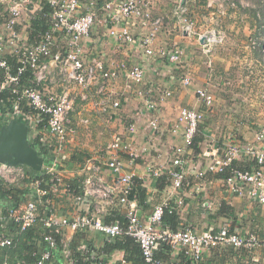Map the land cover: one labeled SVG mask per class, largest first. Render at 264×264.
<instances>
[{"label": "built area", "instance_id": "2783aa9c", "mask_svg": "<svg viewBox=\"0 0 264 264\" xmlns=\"http://www.w3.org/2000/svg\"><path fill=\"white\" fill-rule=\"evenodd\" d=\"M160 0H0V71L4 77L0 79V94L11 89L17 95L18 101L24 99L39 116L47 120L46 133H41L33 124L34 116L31 113L18 114V103L13 106L12 117L20 118L30 127V141L40 135V143H49L54 147L52 152L62 153L71 143L70 119L75 109V100L80 97L88 101L90 89L97 87L98 101L94 106L99 107L103 114L110 109H119L131 98L138 99L144 109L156 112L158 99L153 92L140 88L145 81V68L142 65H129L127 62L106 64L99 56H90L85 47L86 39L101 17L106 15L105 22H109L108 35L122 44H134L137 39L132 27L148 29L146 35L139 39V45L146 57L155 55L166 59L172 65L181 63L185 50L180 45L160 46L157 48L159 31L164 19L154 15V10ZM174 19L182 26L186 33L198 35L204 40V53L210 54L212 50L226 42V34L219 28H209L204 32L196 30L197 23L190 15L187 3L196 0H174ZM224 0H206V7L212 9L214 5L222 7ZM48 5L50 11L44 14L48 28L31 41L28 32L32 27L43 4ZM222 4V5H221ZM199 32V33H198ZM7 55L17 57L19 66L15 73ZM54 68V70H51ZM30 72L32 78L28 85L21 84V78ZM125 80V88L117 93V98L111 99V86L119 80ZM189 84V79L185 80ZM110 92V93H109ZM171 93L167 92L169 96ZM198 98L204 106L211 108L214 97L205 89L197 91ZM135 96V97H134ZM264 100V97H261ZM0 111L1 107H0ZM10 118V117H7ZM6 118V119H7ZM206 119L202 110L181 108L174 132L178 134L184 146L174 150L170 161L168 178L173 192L178 198L172 201L171 197L156 205L147 218H143L141 208L131 195L137 185V174L126 169L123 154L128 155L131 163L135 162L146 148L141 150L133 145L127 134L115 133L112 135L102 153L87 158L83 167V194L76 195L73 205L76 210L70 216L58 215L49 208L45 225L47 228L56 227V232L64 236L61 254L70 264L71 250L66 230L72 233L87 232L99 233L113 239L132 238L140 247L145 264H175L165 262L156 257L161 243H167L172 253H184L191 264H200L203 256L217 248H233L239 250L247 248L264 249V239L255 234L232 232L224 228L218 232L213 230L198 231L186 227L177 231L165 229L163 219L167 210L176 213L182 209L184 198L180 192L186 181L184 165L186 156L194 144V140L201 131ZM88 126L89 120L80 122ZM0 122V129L1 126ZM153 131L159 129L158 120L150 122ZM137 124L131 123L128 127L129 136H133ZM255 143H264V126L256 133L254 143H242L232 139L221 155L213 157L205 171H199V177L205 178L208 173L228 174L223 178V184L234 195L247 196L264 205V150ZM37 145V144H35ZM97 156V157H96ZM248 157L256 165L248 171L233 166L235 160ZM111 172V182L102 176V169ZM54 183L52 189L56 196L71 197V188L64 183L65 176L55 168H44ZM152 178L164 174L163 169H150ZM0 177L7 184H20L29 187L35 198L22 203L10 210L8 219L20 225L22 231L32 227L40 215L39 206L43 200L50 203V191L41 187L36 180L30 185L25 183L29 178L27 167L8 166L0 164ZM55 182L57 184H55ZM91 200L94 209L91 212L78 211V206ZM43 204V203H42ZM121 206L124 211L122 222L109 223L104 220L109 207ZM1 246L12 245L9 237L0 239ZM56 241L50 234L43 237V249L38 255L36 264H46L52 259L56 250ZM79 250H87L86 244H81ZM3 264H9L5 261ZM92 264H100L93 262Z\"/></svg>", "mask_w": 264, "mask_h": 264}, {"label": "crops", "instance_id": "0c3cea01", "mask_svg": "<svg viewBox=\"0 0 264 264\" xmlns=\"http://www.w3.org/2000/svg\"><path fill=\"white\" fill-rule=\"evenodd\" d=\"M224 2L230 5L227 10L224 8L225 11L219 8L225 15L215 18L213 17L215 13L206 7V0H196L186 4L193 19L196 17L199 19L201 14H205L203 17H207L208 22L204 26L208 28L216 19L214 24L226 34V42L216 46L210 54L204 53L203 39L198 35L184 32L182 26L174 19L175 1L158 2L154 15L162 17L164 23L159 31L157 48L176 44L182 46L185 55L178 65H172L158 55L153 57L144 55L138 41L146 35L148 29L132 27L137 39L134 44H122L111 38L108 35L110 23L105 22L106 15L101 12L99 22L86 39L85 47L88 54L99 56L106 64L127 62L129 65L144 66L145 81L138 87L153 92L154 98L159 101L158 109L156 112L145 110L138 99L131 98L121 108L110 109L108 114H103L99 107L94 106V100L98 101L97 97L100 96L97 94V87H92L88 101H82L80 97L75 100V109L71 115L74 120L70 119L69 125L71 143L62 153L51 152L50 155L44 156V168H55L69 179L83 177V167L78 166L80 163L65 165V160L75 152H85L89 157L100 154L113 134H127V138L130 139L128 141H132L141 153L143 148H146V151L133 163L126 154H123V159L126 169L135 172L142 182L141 185L146 189L147 202L139 206L143 218H147L159 203L169 197L174 202L179 197L173 192L167 173L174 150L184 146L181 137L173 131L181 108L202 110L206 113V119L196 146L189 150L186 156L187 163L184 165L186 181L182 192L179 193L184 198V205L176 215L179 228L192 227L198 231L215 232L228 228L233 232L255 234L260 239H264V205L247 196L232 194L223 184V178L215 173H209L206 178L198 175L199 171L206 170L214 156L223 153L232 139L242 143H254L256 133L264 126V100L261 99L264 97V34L260 36V31L257 30L259 24L253 19L251 26L253 30L250 35H246L242 28L247 21L243 20V16L238 11V7L243 3L237 0H224ZM230 22L234 23V28L229 26ZM203 27L199 32H204ZM28 36L31 37L30 32ZM244 36H246L245 40H243ZM258 37H263V41ZM232 38L238 39L236 47L232 45ZM243 60L246 61V66L243 65ZM186 79H189V84L185 83ZM125 85L126 81L122 79L114 83L110 89L111 99L117 98L116 94L122 91ZM200 89H205L214 97V105L211 108L205 107L198 98L197 91ZM167 92L171 94L167 96ZM230 102L234 108L228 113L225 109ZM77 109L81 110L77 111ZM4 113L0 111V119L12 117L14 114ZM92 117L97 118L101 124L93 127ZM87 119L88 126L80 123ZM154 119L159 122V129L156 131L150 127V122ZM0 122L2 124L1 120ZM134 122L137 124V130L131 137L128 134V127ZM255 125L259 128L252 127ZM76 126H84L88 129L85 133L83 131L78 133L76 128L74 134L73 127ZM255 145L264 150V143H255ZM86 160L87 158L84 162ZM237 161L241 164L251 162L248 157H240ZM150 169H163L164 174L152 178ZM101 176L111 182L112 175L108 169L103 168ZM0 179L4 181L1 177ZM93 203L91 201L78 206V211L91 212L94 209ZM116 208L119 209L122 219L118 217L115 219H121L117 222H122L123 207L116 206ZM110 211L111 209L108 208L104 220L107 221ZM9 222L8 218L4 219L0 209V228L3 231L8 230ZM72 235L71 231L66 230V237ZM99 237L102 238L101 235ZM130 250V252L116 250L108 256L105 255L107 264H139L135 261L138 255L135 254L133 245ZM234 250L213 249L203 256L200 264H264L262 248ZM162 256L164 261L191 264L179 254L171 253L167 258L165 254Z\"/></svg>", "mask_w": 264, "mask_h": 264}, {"label": "trees", "instance_id": "16d2710c", "mask_svg": "<svg viewBox=\"0 0 264 264\" xmlns=\"http://www.w3.org/2000/svg\"><path fill=\"white\" fill-rule=\"evenodd\" d=\"M45 3L43 4V10L40 11L37 18L31 22V37L29 38L31 41L37 40V36L39 34H42L48 28V23L46 18L44 17V14L48 13L50 11V8ZM7 59L11 64L12 72L15 73L19 66L17 57H11L10 55H7ZM3 77L4 72L0 71V79H2ZM29 78H32V75L30 72H26L25 75L21 78V84L28 85ZM18 98L19 97H17V95L12 93L11 89L2 92L0 94L1 110L5 112L4 114L12 115V113H14L13 106L17 102L18 114L31 113V115L34 116L33 124H35L38 131L44 134L47 129L46 118H40L39 116H37L38 114L31 107L28 106L27 102L24 99L18 101ZM0 120L2 121V124L6 121L4 117H2ZM199 136L200 133L194 140V144L192 147L196 146V142ZM39 138L40 135L34 139V142L37 145H33L39 151L42 157L50 155L54 147H50L49 143H40ZM85 158H89V155L87 153L75 152L72 156L65 160L64 163L65 165H69L70 163L77 165L78 163H80V165L78 166L84 167ZM255 165V161L241 164L240 162L235 160L233 163L234 167L243 171L251 170ZM27 171L29 174V179L26 180L25 183L27 185H30L36 180L40 181L41 187L50 191V195L48 197L50 203H46L47 199L42 201L43 204L41 203L39 206V218L37 219L36 223L27 230L22 231L20 229V225L13 222L11 219L9 222V227H7L8 230L3 231V229L0 228V239L2 237H9L12 240V245H0V264H3L5 261H7L9 264H36L38 260V255L34 254H38L40 250L43 249V237L45 234L52 235L57 245L56 250L53 252L52 259L46 264H66V261L63 258V255L61 254L63 247L62 241L64 239V236L56 232V227L47 228L44 221L46 220L47 215L49 213V208L55 210L58 215H63L66 217L70 216L76 210L75 208L77 205H73L75 202L74 198L76 197V195L83 194V177L79 176L72 179L64 178V183L69 185L72 193L70 198H60V196H56L57 194L54 193L52 189V185L54 183L51 181V176L49 174H47L45 171L37 173L29 168H27ZM215 174L220 176V178H225L226 176H228L229 173ZM136 183L137 185L131 195V198L133 200H136L139 205L142 206L146 204L148 196L146 195V189L143 188V186L141 185L142 182L140 181V179H136ZM55 184L57 183L55 182ZM34 198L35 194L32 190L29 189V187H23L20 184H7L4 181H1L0 179V209L2 210V215L4 219L8 218L10 210L17 208L22 203H25ZM88 202H91V200H88ZM109 208L111 209V211L110 216L107 218V222L114 223L117 221H121L122 218L119 209L116 208V206H111ZM176 215V211L174 213H169V210L166 211L163 219V227L165 229L177 231L180 228H186H179V222ZM116 217L121 219H115ZM99 235H101L102 238L99 237ZM99 239L101 244L98 243ZM81 244H86L87 250H79ZM132 245L134 246L135 254L138 255V259L135 261L139 262V264H145L139 245L130 237H125L123 239H113L99 233L91 234L87 232H76L73 233L72 237H69V248L71 250L70 264H92L95 261L100 264H107L105 255L108 256L116 250H126L127 252H130V247ZM230 250L233 251L234 249L230 248ZM171 253V247L167 243H161L159 250L156 252V257L164 261V257L162 256V254H165V257L167 258L170 257ZM179 255H182L187 261L184 253L180 252ZM169 261L171 260L165 262Z\"/></svg>", "mask_w": 264, "mask_h": 264}, {"label": "water", "instance_id": "95a60500", "mask_svg": "<svg viewBox=\"0 0 264 264\" xmlns=\"http://www.w3.org/2000/svg\"><path fill=\"white\" fill-rule=\"evenodd\" d=\"M30 132L22 119H6L0 129V164L24 166L37 173L43 171L45 158L30 141Z\"/></svg>", "mask_w": 264, "mask_h": 264}, {"label": "rangeland", "instance_id": "374dc122", "mask_svg": "<svg viewBox=\"0 0 264 264\" xmlns=\"http://www.w3.org/2000/svg\"><path fill=\"white\" fill-rule=\"evenodd\" d=\"M234 1H236V0H234ZM237 1H239V2L241 1V3H243L242 6H239L238 7V11H240V15L243 16V20L244 21H247L245 23V27L243 26L242 31L243 32H246L247 33L246 35H250L251 31L253 30L251 26L253 24L252 21L254 19L259 24V27H258L257 30L260 31V34H261L260 36H262L264 34V0H237ZM221 3L223 4V5L221 4L222 5V7H221L222 11H225V9L227 10L228 6H230L229 4L226 5L223 2H221ZM219 8L220 7H218V5H214V7L212 8L213 10L210 9L211 12L215 13L214 16H213L214 18L216 16H221V15L224 16L225 15ZM207 9H209V8H207ZM204 15L205 14H201V17L199 16V19L197 17L194 18L195 22L197 21V25H196L197 29L196 30L201 29L204 25L207 24L206 22H208V20H207V17L206 18L203 17ZM233 15H234V13H233ZM215 20L212 22L211 25H209V26H211L209 28H216V27L218 28L219 27L216 24H214L215 23ZM200 26H202V27H200ZM229 26H231V28H234V23L233 22H230L229 23ZM203 28H204V31L206 29H209L207 26H204ZM245 37L246 36L243 37V40H245ZM258 38H259L260 41H263V37H258ZM236 40H238V39H234V38L231 39V42H233V44H232L233 47H236V45H237V41ZM243 65L246 66V61L245 60H243ZM236 104H238V103L236 102ZM244 104L248 105L247 103H244ZM233 108H234V106L230 102V105L227 107V109H225V111H227L228 113H230V111ZM241 108H242V106H241ZM80 110L81 109H77V111H80ZM77 111H75V114L76 115L78 114ZM87 114L90 115V113H88V112H87ZM76 115H73V116L78 117ZM92 119H93V127L94 126L97 127L98 125L101 124V122L97 118L92 117ZM71 120H74V117H71ZM252 127H256L257 129L259 128V126H257V125L252 126ZM76 128L78 130V133H79V131H83L85 133V131L88 129V128L84 127V126H76V127H73L74 134H75V129ZM79 137H81V136H79Z\"/></svg>", "mask_w": 264, "mask_h": 264}]
</instances>
